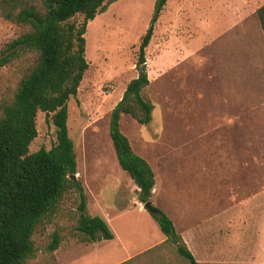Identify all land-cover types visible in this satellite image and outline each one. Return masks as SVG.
I'll use <instances>...</instances> for the list:
<instances>
[{
  "label": "rangeland",
  "instance_id": "1",
  "mask_svg": "<svg viewBox=\"0 0 264 264\" xmlns=\"http://www.w3.org/2000/svg\"><path fill=\"white\" fill-rule=\"evenodd\" d=\"M263 6L264 0H170L154 23L156 0H116L88 24L91 69L69 101V135L88 213L105 219L115 239L78 242L75 194L35 235L33 264L52 257L58 264H121L165 237L147 209H139V189L120 167L110 135L111 114L138 77L141 39L154 25L146 50L153 121L120 120L121 132L156 176L152 204L172 219L178 234L206 213L229 211V223L220 216L215 225L245 233L230 244L252 248L251 239L264 227V31L257 14ZM20 34L0 15V58ZM20 78L16 62L0 69V106ZM52 117L39 113L31 154L57 142ZM55 234L62 242L51 254ZM244 257L238 253L229 264H242Z\"/></svg>",
  "mask_w": 264,
  "mask_h": 264
},
{
  "label": "trees",
  "instance_id": "2",
  "mask_svg": "<svg viewBox=\"0 0 264 264\" xmlns=\"http://www.w3.org/2000/svg\"><path fill=\"white\" fill-rule=\"evenodd\" d=\"M116 0H0V15L17 25L21 34L7 45L0 69L20 66L21 78L14 92L0 106V264H33L34 237L47 221L58 215L68 197L79 195L76 237L82 244L115 239L108 222L88 213L75 145L69 135V101L76 98L91 67L86 56L87 27ZM170 0H156V23ZM264 31V6L258 12ZM83 17L82 22H77ZM155 26V25H154ZM154 26L142 37L136 69L121 102L111 114L110 135L120 167L139 189L142 204L152 203L156 176L148 162L134 152L121 132L122 115L140 125L153 121L154 103L147 95L150 79L146 50ZM51 116L57 142L51 150L31 154L39 135V113ZM156 208V207H155ZM157 221L166 241L121 264H201L194 257L174 222L161 209ZM62 239L55 234L49 245L54 254ZM165 250L176 259H167ZM48 264H58L55 257Z\"/></svg>",
  "mask_w": 264,
  "mask_h": 264
},
{
  "label": "crops",
  "instance_id": "3",
  "mask_svg": "<svg viewBox=\"0 0 264 264\" xmlns=\"http://www.w3.org/2000/svg\"><path fill=\"white\" fill-rule=\"evenodd\" d=\"M214 175L217 178V174L214 173ZM152 201L154 202V197ZM228 212L229 211L226 210L221 213L217 211L211 212V214L208 215L210 213L209 212L198 218V220L196 219V222H188V224L191 225L184 230L183 234L180 235L193 253L196 260L201 264H229L235 262L234 260L232 261V259L238 257V253L241 254L242 257H244L242 253H246L244 260L241 262L242 264H264V227H262V230L258 233L259 238L257 237V239H251V241H253L250 244L252 245V248H249L250 246L244 248L242 247V244L236 246L231 245L230 241L233 240V238L242 236L245 237V233L238 232V234H236L233 231H223L220 228L219 222L217 223V226L215 225V220L220 216L221 218L224 217L222 221L224 225L225 223H229L230 213L228 214ZM186 214L187 212L185 211L183 216ZM261 218H264V210ZM166 239L167 238L164 237L158 245L164 243ZM155 246H157V244L152 248ZM245 249H248L249 251L246 252L247 250ZM132 258L133 257L128 260Z\"/></svg>",
  "mask_w": 264,
  "mask_h": 264
},
{
  "label": "water",
  "instance_id": "4",
  "mask_svg": "<svg viewBox=\"0 0 264 264\" xmlns=\"http://www.w3.org/2000/svg\"><path fill=\"white\" fill-rule=\"evenodd\" d=\"M74 179H77V176H74ZM155 191H156V189H154L153 192H155ZM145 209H147V211H148L149 213H151V214H154V215H157V216L160 215L159 212H158V210L153 206L152 203H148V204H146V205H145Z\"/></svg>",
  "mask_w": 264,
  "mask_h": 264
},
{
  "label": "built area",
  "instance_id": "5",
  "mask_svg": "<svg viewBox=\"0 0 264 264\" xmlns=\"http://www.w3.org/2000/svg\"><path fill=\"white\" fill-rule=\"evenodd\" d=\"M137 205H138L139 209H141V210L145 209V205L144 204L137 203Z\"/></svg>",
  "mask_w": 264,
  "mask_h": 264
}]
</instances>
